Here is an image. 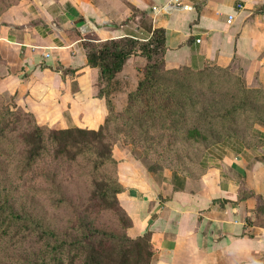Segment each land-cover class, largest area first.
Masks as SVG:
<instances>
[{
    "label": "crops",
    "instance_id": "crops-1",
    "mask_svg": "<svg viewBox=\"0 0 264 264\" xmlns=\"http://www.w3.org/2000/svg\"><path fill=\"white\" fill-rule=\"evenodd\" d=\"M169 2H16L0 13V96L37 124L97 130L107 110L81 43L145 40L154 29L163 30L165 70L234 67L246 87L264 88V0H181L190 8L161 10ZM142 63L138 56L125 62L116 95L134 89ZM216 147L199 174L153 177L113 145L116 200L130 221L125 234L149 233L150 264H264V125L253 124L241 143Z\"/></svg>",
    "mask_w": 264,
    "mask_h": 264
},
{
    "label": "trees",
    "instance_id": "trees-1",
    "mask_svg": "<svg viewBox=\"0 0 264 264\" xmlns=\"http://www.w3.org/2000/svg\"><path fill=\"white\" fill-rule=\"evenodd\" d=\"M3 1L8 0H0V13L15 4H1ZM81 47L86 66L98 72L97 94L104 98L107 110L102 124L97 130L48 127L37 124L31 113L14 102L0 105V171L1 162H10L15 157H18L15 171L30 174L42 158L74 162L85 156L92 171L108 165L113 168L112 176L93 181L86 204L73 210L61 226H55L54 221L38 212L32 198L24 200L15 196L10 185L0 181V264L151 263L149 233L135 238L125 234L130 221L116 200L121 187L114 174L115 161L111 155L114 143L105 134L109 122L124 125L127 132L136 128L146 134L148 130H183L182 124L190 118L188 136L202 141V130L210 128L215 131L216 139H221L220 144L241 143L249 136L253 124L264 125V114L253 109V105L264 103L261 90L248 88L234 78L218 85L209 83L205 88L211 96L228 97L226 104H222L223 100L200 101L203 92L189 80L198 84L207 68L197 72L185 68L165 70L161 29L152 30L145 40L132 37L85 40ZM133 56L144 59L145 63L139 68L134 89L126 95L123 109L116 113L108 89L116 84V74ZM240 127H244L241 132L235 130ZM136 156L135 160L144 162L143 156ZM151 169L146 166L147 172ZM50 186L56 197L48 198L49 207L53 210L65 207L57 187ZM103 212L120 214L123 231L116 233L95 226V216Z\"/></svg>",
    "mask_w": 264,
    "mask_h": 264
},
{
    "label": "rangeland",
    "instance_id": "rangeland-1",
    "mask_svg": "<svg viewBox=\"0 0 264 264\" xmlns=\"http://www.w3.org/2000/svg\"><path fill=\"white\" fill-rule=\"evenodd\" d=\"M18 1L21 0H8L3 1L1 4L5 2L16 3ZM144 63L143 59L141 67ZM208 68L198 84L193 80L189 81L193 82V85H197L200 92H203L199 95L200 101L219 102V100H223L221 101L222 104H226L228 97L224 95L211 96L205 92V88L209 83L218 85L234 78H238L243 82L241 74L234 67L231 69ZM180 75L182 74L180 73ZM99 87H102V85ZM119 88L118 85L112 84L108 89L110 93L108 97L114 100L118 104L117 106L120 105V108H115L112 104L116 113L123 109L127 95V93L116 95L117 92L121 91ZM115 95L116 98L114 97ZM12 102H14L12 98L0 96V105L11 104ZM253 109L260 114H264V103L253 105ZM190 122L189 118L186 124H182L183 130L163 132L148 130L146 134H141L136 128L127 132L124 125L117 122H109L106 125L105 134L108 140L112 141L113 145H117L124 155L129 154L134 160L138 154L143 156L144 162L135 161L145 170L146 166H151L152 169L149 173L153 177L163 172L177 175H196L201 173L211 162H214V155L217 156L219 154L216 146L220 145L221 139H216L215 131L210 128L202 130L204 134L202 141H198L196 136H188L186 132L189 130ZM242 128L235 130L241 132ZM225 144H229V142ZM141 150H144L145 153L142 154ZM17 159L18 157H15L10 162H1L0 181L9 184L15 196L24 200L32 198L36 204V210L44 213L51 222L54 221L55 226H61L73 210H78L86 204L93 181L108 179L113 173V168L108 165L92 171L89 166L90 160L82 156L74 162H51L47 158H42L33 166L30 174L23 171L20 174L18 172L19 169L15 171ZM50 184L57 187V192L60 193L65 201V207H61L59 210H53L48 205V198L56 197L55 194L51 193L53 190ZM94 220L95 226L101 229L111 230L116 233L123 231L121 215L118 213H99Z\"/></svg>",
    "mask_w": 264,
    "mask_h": 264
},
{
    "label": "built area",
    "instance_id": "built-area-1",
    "mask_svg": "<svg viewBox=\"0 0 264 264\" xmlns=\"http://www.w3.org/2000/svg\"><path fill=\"white\" fill-rule=\"evenodd\" d=\"M165 7L177 8V9H180V10H187V9L190 8L188 5L183 4L181 2V0H170V2L166 6L162 7L161 10H165ZM236 8L240 9V8H242V5L241 4H237ZM151 11L155 12V11H157V9L156 8H152ZM45 56L46 55H44V57ZM262 91L264 92V88L262 89Z\"/></svg>",
    "mask_w": 264,
    "mask_h": 264
},
{
    "label": "water",
    "instance_id": "water-1",
    "mask_svg": "<svg viewBox=\"0 0 264 264\" xmlns=\"http://www.w3.org/2000/svg\"><path fill=\"white\" fill-rule=\"evenodd\" d=\"M79 31L81 32V33H85V32H87L88 30H87V26L86 25H82L80 28H79Z\"/></svg>",
    "mask_w": 264,
    "mask_h": 264
}]
</instances>
